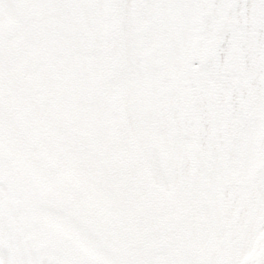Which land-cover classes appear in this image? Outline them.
Returning a JSON list of instances; mask_svg holds the SVG:
<instances>
[{
	"label": "snow or ice",
	"instance_id": "1",
	"mask_svg": "<svg viewBox=\"0 0 264 264\" xmlns=\"http://www.w3.org/2000/svg\"><path fill=\"white\" fill-rule=\"evenodd\" d=\"M0 264H264V0H0Z\"/></svg>",
	"mask_w": 264,
	"mask_h": 264
}]
</instances>
